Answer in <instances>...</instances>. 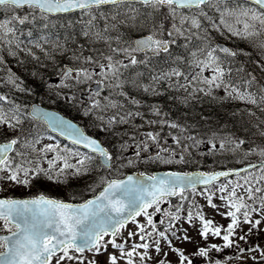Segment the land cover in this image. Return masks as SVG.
Here are the masks:
<instances>
[{
  "label": "snow or ice",
  "instance_id": "1",
  "mask_svg": "<svg viewBox=\"0 0 264 264\" xmlns=\"http://www.w3.org/2000/svg\"><path fill=\"white\" fill-rule=\"evenodd\" d=\"M36 89L84 123L20 98ZM169 92L186 110L207 99L223 111L174 116ZM39 179L68 198L9 192ZM254 231L264 0H0V264H264V245L239 243Z\"/></svg>",
  "mask_w": 264,
  "mask_h": 264
},
{
  "label": "rangeland",
  "instance_id": "2",
  "mask_svg": "<svg viewBox=\"0 0 264 264\" xmlns=\"http://www.w3.org/2000/svg\"><path fill=\"white\" fill-rule=\"evenodd\" d=\"M217 37H221V38H223V39H225L227 41H232L231 44L234 43V39L233 40H229L227 35L220 36L219 34H217ZM14 65L15 64H13L12 66H14ZM168 95H171V92L166 93L165 94V97H162L161 99L165 100L166 106L172 108V113L174 114L173 108L174 107H178L179 104L178 103H174L171 100H167L166 97ZM27 98H29V101L30 102L37 101V102H41V103H43L46 106L51 107V108H55L56 107V104L55 105L50 104V101L48 100L47 96L45 95L44 90H41L40 92L34 94L32 97H27ZM61 102H62V104H64L63 101H61ZM205 104H206L207 108L212 109V113H213L214 116L216 115L217 112H222L223 111V109H221L219 107V105L213 106L214 104L211 103V102H209V100H207ZM62 106L66 110H69L70 109L68 106H65V105H62ZM192 108L190 110V114H192ZM203 110L204 109L202 108V105H201V107L198 109V112H197V110H194V111L197 112V113H201L202 115L209 116L208 112H204ZM72 111L76 114V119L83 124L84 122L81 121V117L79 116V114L75 110H73V109H72ZM89 130H90L91 133H93V131H94V130H92L90 128H89ZM101 138H103V137H101ZM47 142H51V141H47ZM62 143H64V142H62ZM169 143H171L170 140H169ZM173 147H175V145H173ZM206 147H207L206 145L202 144V145L199 146V150L206 152ZM151 150L152 151H157V149L155 148V146H152V149ZM193 151L195 152L196 150H193ZM131 153H132V149L130 148L129 151H128V153H127V155L130 156ZM203 160H204V163L202 165H200L201 167L207 168L212 163V158L209 157V156H207V155L204 156ZM196 166L197 165L194 163V164H191V165H185L184 167L188 168V170H191V169L195 168ZM144 167H146V166H141V170H143ZM165 167H174L175 168V167H180V166H178V165H170V166H159V167H157L155 165H152V166L149 167V170L164 169ZM127 171L131 172V171H135V169H128ZM89 178L90 177L85 178L83 180H80L77 183H79V182L86 183L89 180ZM37 190L44 191L45 193H48V192H51V191L52 192L53 191L54 192L55 191H58V192H60V195L62 196L61 198H65V199L68 198L67 195H66V190L63 187L56 186L52 182H49V181L44 180V179L34 180L33 181V187H32L31 190H29L27 188H23L21 186H10L9 187V192L10 193H14L17 196L27 195V194H29L30 191L32 193H35ZM79 190L82 191V188L79 187ZM82 194L85 195L86 193L83 192ZM216 219H218L221 223H226V221L223 218L217 217ZM209 239H215L216 242H219V238L209 237ZM239 243L241 245H244L245 243H248V244L260 243V244L264 245V231H261V232H258V233L254 231L253 234L249 237V241H247V242H245V241H239ZM187 247L190 248L191 245H187ZM234 251H235L234 247L233 248H225V249H223L222 253H220V254H214V256L215 255H218V256H220L222 258L224 255L231 254ZM255 254L256 255H259L258 252L255 253ZM240 255L249 256V257L251 256V254H249V253H242ZM100 259L103 260L104 257L101 256ZM258 262L259 261H253L250 258L247 260V264H256ZM228 264H242V262L237 259V260H230L228 262Z\"/></svg>",
  "mask_w": 264,
  "mask_h": 264
},
{
  "label": "trees",
  "instance_id": "3",
  "mask_svg": "<svg viewBox=\"0 0 264 264\" xmlns=\"http://www.w3.org/2000/svg\"><path fill=\"white\" fill-rule=\"evenodd\" d=\"M12 67H13V69H14L15 71L18 72V74H20L21 76H23V77L25 78L26 82H27L29 85H32V79H31L30 76H28L27 72H26L24 69H22V68H18V67H16V65H14V66H12ZM41 90H43V89H36L35 94L38 93V92H40ZM20 98L29 101V98H27V96H20ZM209 102H210V101H209ZM202 103H203L204 105H203ZM201 105H202V108L204 109L203 111H204V112H208L209 117H211V118L214 119L215 116H214L213 113H212V109L207 108V106H206L204 100H203L202 102H201V101H196V102L194 103L192 113H193L194 110H197V112H198V109L201 107ZM215 105H216V104H214L213 106H215ZM58 106H59L63 111L66 112V109L62 106L61 102L59 103ZM203 111H202V112H203ZM194 112H195V111H194ZM189 114H190V112H189ZM73 189L76 191V194H77V195L82 194V192H81L80 190H78L76 187H74ZM54 194H57V193H54Z\"/></svg>",
  "mask_w": 264,
  "mask_h": 264
},
{
  "label": "water",
  "instance_id": "4",
  "mask_svg": "<svg viewBox=\"0 0 264 264\" xmlns=\"http://www.w3.org/2000/svg\"><path fill=\"white\" fill-rule=\"evenodd\" d=\"M37 104H38V103H37ZM41 107H44V106L41 105ZM44 108H45V107H44ZM46 109H48V108H46ZM48 110H50V109H48Z\"/></svg>",
  "mask_w": 264,
  "mask_h": 264
}]
</instances>
